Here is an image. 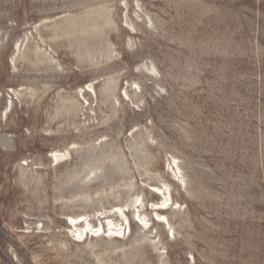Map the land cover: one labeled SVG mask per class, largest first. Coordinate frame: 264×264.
Wrapping results in <instances>:
<instances>
[{
	"label": "rangeland",
	"instance_id": "374dc122",
	"mask_svg": "<svg viewBox=\"0 0 264 264\" xmlns=\"http://www.w3.org/2000/svg\"><path fill=\"white\" fill-rule=\"evenodd\" d=\"M0 264H264V0H0Z\"/></svg>",
	"mask_w": 264,
	"mask_h": 264
},
{
	"label": "bare ground",
	"instance_id": "6f19581e",
	"mask_svg": "<svg viewBox=\"0 0 264 264\" xmlns=\"http://www.w3.org/2000/svg\"><path fill=\"white\" fill-rule=\"evenodd\" d=\"M9 139V138H8ZM2 140V139H1ZM10 140V139H9ZM7 144H8V142H7ZM10 145V144H9ZM8 146V145H7ZM55 159H56V162L58 163V164H60V163H62L64 160L63 159H65V155L63 154V155H56L55 156ZM177 159L176 158H174L173 159V162H171V163H173V164H175V166H176V169L178 170V173L175 171L176 169L175 168H172V170H174V172H175V176L177 177V178H179V179H181V180H183V177H179L181 174H182V170H181V168H179V166L177 165ZM179 162V161H178ZM173 167H174V165H173ZM184 176V175H183ZM183 182H184V180H183ZM155 190H156V192H157V194L158 195H163V196H165V194H164V192H163V190L162 189H160V188H155ZM139 202V200H137V202H134L133 204H132V207H134V206H136L137 205V203ZM164 206H166V203H164L163 205H162V207H160V205L158 204V205H156V209H164ZM128 211H130V209L128 210ZM114 213L116 214V213H119L120 214V216H122V217H124L126 220L128 219L127 218V215H125V211H124V209L122 210L121 208H117L115 211H114ZM82 221H85L86 222V224L85 225H82ZM70 222H71V225L76 229V236L78 237V239H80V240H84V236L86 235V230H89L91 233H97L98 231H97V229L96 228H94V229H90V223H88V220L86 219V217L85 216H83V215H79V217H70ZM119 224V223H118ZM109 227H110V229L111 230H113V231H118L117 230V226H115L114 225V223L113 222H109V225H108ZM85 227H86V230H85ZM73 228V229H74ZM98 236V235H97ZM88 239V235H87V237H86V240ZM83 242H85V240L83 241Z\"/></svg>",
	"mask_w": 264,
	"mask_h": 264
}]
</instances>
